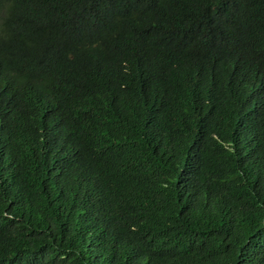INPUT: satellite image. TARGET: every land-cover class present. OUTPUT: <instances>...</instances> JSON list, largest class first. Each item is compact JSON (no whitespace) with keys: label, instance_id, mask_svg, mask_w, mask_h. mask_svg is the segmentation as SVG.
I'll return each mask as SVG.
<instances>
[{"label":"trees","instance_id":"1","mask_svg":"<svg viewBox=\"0 0 264 264\" xmlns=\"http://www.w3.org/2000/svg\"><path fill=\"white\" fill-rule=\"evenodd\" d=\"M0 264H264V0H0Z\"/></svg>","mask_w":264,"mask_h":264}]
</instances>
